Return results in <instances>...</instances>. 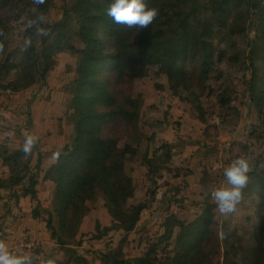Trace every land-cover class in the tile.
Masks as SVG:
<instances>
[{
  "label": "trees",
  "instance_id": "16d2710c",
  "mask_svg": "<svg viewBox=\"0 0 264 264\" xmlns=\"http://www.w3.org/2000/svg\"><path fill=\"white\" fill-rule=\"evenodd\" d=\"M25 1L0 0V88L17 94L30 86L44 85L58 64L59 53L71 50L78 57L68 104L73 118L72 140L59 150L57 160L44 172L43 180L51 181L54 190L51 207L42 209L45 213L42 221L56 244L67 248V261L83 264L85 258L74 249L82 244L89 228L90 204L101 199L113 221L108 227L96 224L97 238L111 232L120 235V247L106 261L126 264L123 246L136 229L143 211L149 207L146 201L129 202L135 194L129 164L145 139L141 128L143 103L129 95L119 98L114 90L122 79L131 77V63L135 62L131 51L140 47L142 38H152L155 45L150 58L163 64L169 86L185 89L195 109H200L202 94L209 89L207 81L215 77L216 64L226 58L219 44H229L231 38L244 36L247 25L252 23L256 38L248 54L251 71L248 92L264 126V0H144L148 7L158 9L157 17L146 29L114 23L107 15L112 0H63L62 21L54 24L37 46L29 44L20 50L17 63L13 61L15 54L7 48L3 14ZM31 1L35 8L29 10L27 34L45 31L42 15L53 3V0ZM71 35L80 38L85 47L76 49L71 44ZM12 74L15 78L8 80ZM225 91L222 87L218 98L221 106L229 107L231 97L225 98L221 93ZM181 97L190 102L187 97ZM7 153L3 150L0 156L13 161L14 165L21 163L22 156L17 152ZM167 156L170 158L169 154ZM148 166L149 174L160 171L150 159ZM27 167L21 170L22 174L0 180V188H4L9 198L29 196L32 202L39 203L38 177L31 170L28 177ZM242 199L245 203L249 199L256 206L259 219L264 217V170L255 168L248 173ZM216 209L215 203L210 201L189 221L174 212L169 213L164 227L166 235L174 234L171 264L220 262L219 237L212 231ZM33 213L39 216L38 209ZM228 233L231 241L224 251L223 264H262L264 227L258 226L252 237L246 236L245 246L254 248V260L234 259L243 250L238 244L242 237ZM3 235L0 228V240ZM31 237L42 245L40 240ZM158 249L157 244H149L142 259L134 264H152ZM27 259L28 264H48L49 260L64 264L54 256Z\"/></svg>",
  "mask_w": 264,
  "mask_h": 264
},
{
  "label": "rangeland",
  "instance_id": "374dc122",
  "mask_svg": "<svg viewBox=\"0 0 264 264\" xmlns=\"http://www.w3.org/2000/svg\"><path fill=\"white\" fill-rule=\"evenodd\" d=\"M63 7V0H53L50 8L42 15L41 20L46 24L45 31H35L31 34H27V29L30 28L27 20L29 10L35 8L32 1L26 0L19 6L4 12L7 48L9 52L15 54L14 62L18 63L20 59V50L25 49L29 44L37 46L49 29L62 21ZM38 17L40 18V13ZM54 38L55 34L52 36V39ZM255 38L256 34L250 23L249 26L247 25L244 36L231 38L229 44H219L220 48L225 50L226 58L216 64L215 77L207 81L209 89L202 94L200 109H195L185 89H174L169 86L163 64L150 58L155 45L152 38H142L140 47L131 51L135 59V62L131 63V77L122 79L115 85L114 90L119 98L129 95L143 103L141 128L145 139L140 145L138 154L129 164L135 190L134 197L129 202L146 201L149 208L144 211L136 229L129 234L123 246L126 264L139 262L151 243L159 246L152 264H171L175 241L174 234H165V219L170 212H174L181 219L192 220L196 213L204 209L209 194L212 201V190L226 184L224 169L232 161L243 156L248 161L249 172L255 168L264 170V126L248 92V79L251 76V71L248 69V54ZM71 44L76 49L85 47V43L74 35H71ZM62 53L61 57H59L61 53L57 55V61L61 59L60 63L69 60L65 58L66 54H71L78 60L74 51L64 50ZM73 62L75 59L69 62L71 65L67 72L70 73L72 81L76 77ZM13 78L15 74L9 76L8 80ZM197 83L195 87L199 91L200 86ZM222 87L226 89L225 92H221L225 98L231 97L229 107L221 106L219 101L218 96ZM2 91L3 89L0 88V93ZM40 92H42L41 84H36L12 96L2 94L7 115L3 119L0 118V152L7 150L8 155L13 154L18 150L16 146L24 144L25 137L29 134L26 129L32 122L31 106L34 97ZM180 95L187 97L190 102ZM212 115H218L221 118L220 126L211 124ZM14 117L18 119V122H12L14 125L11 123L4 125ZM69 123H73V118H70ZM14 127L18 132H14L16 131ZM7 131H12L10 133L17 136L6 138L4 134ZM113 134L120 136L118 132ZM229 142L231 145L228 144ZM147 144L148 159L146 156L143 157L146 154ZM198 153L203 155L196 156ZM20 159H22L19 163L21 165L16 166L13 161L4 160L3 156H0V180H9L12 176L22 174L21 170L26 165V158L23 156ZM149 159L160 171L148 173ZM220 159L223 163L222 172L214 168ZM34 164L35 162L32 161L31 166L27 167V175L30 170L32 174H36ZM199 166L205 168L204 175H197L201 174L198 170ZM21 198H9L4 188H0V228L4 234L3 240L7 234L12 236L17 232L21 234L23 231H30L28 227H31L32 231L39 229V237H42L44 233L40 223L42 222L45 226L42 221L45 213L42 209L51 207L53 192L51 197L48 194V199L42 200V203L31 202V200L30 202L22 201ZM35 208L38 209L39 216L34 215ZM90 210L89 228L82 238V244L74 250L77 255L85 258L86 262L83 264H109L106 261L107 257L112 256L113 251L120 247L121 236L111 232L97 238L96 224L108 227L113 219L101 199L91 203ZM262 213L264 214V210ZM216 214L217 218L212 231L219 237L221 256L218 264H223L224 251L228 248V242L231 241V235L228 233L230 231L233 236L242 237V241L238 244L243 247V250L238 252V257L234 259L240 261V258L244 257L254 260V248L247 249L245 241L246 236L252 237L258 226L264 227V217L259 219L256 216V206L249 199L246 203L241 199L234 212L224 215L216 209ZM12 227L15 229L10 233L5 231V228L8 230ZM225 227L226 231H224ZM40 242H43L42 245L39 243V246L31 247V250L23 247L24 254L28 252L27 258L43 260L54 256L59 257L64 264H74L67 261L66 247H54L52 241L48 239ZM49 245L51 246L48 247ZM233 254L229 255L231 259ZM260 256L264 264V242Z\"/></svg>",
  "mask_w": 264,
  "mask_h": 264
},
{
  "label": "crops",
  "instance_id": "0c3cea01",
  "mask_svg": "<svg viewBox=\"0 0 264 264\" xmlns=\"http://www.w3.org/2000/svg\"><path fill=\"white\" fill-rule=\"evenodd\" d=\"M61 56H63V53H61L59 57ZM65 58L69 60L63 61V63L59 62L61 59L58 60V64L56 65L55 69L51 71L45 84L44 85L41 84L42 86V92H40L41 94L39 93L36 97H34V101L31 106L32 122H31V126L28 129H26V132L35 135L37 137V143L35 144L36 147H33L31 153L27 155L23 151L22 144H21L22 146L15 147L18 148L17 154L21 155L22 158L23 156L26 158V165L31 166L32 161L35 162L33 167H35L34 172L38 177L37 189H38L39 202L48 199V194L51 197V194L54 190V184L51 181L43 180L45 170H47L57 160L58 157L57 154L59 153V150L65 145L71 143L72 140L73 123H69L71 116L69 114L68 104L72 96L74 81H72V79L70 78V73L68 74L67 72H68V68L71 65L69 63L71 60L74 61L75 59V62H73L72 65L74 64V67H76L77 58L72 57L71 54H66ZM10 101L12 103V100ZM12 122L14 123L18 122V119L14 117L10 122L8 123L6 122L7 124L5 123L4 125H9L10 123L11 125H14L12 124ZM13 129L16 130L14 132H18L17 128L14 127ZM10 132L12 131H7L6 134H4L6 138L17 136L16 134ZM12 141H14L13 138ZM228 144L231 145V142H229ZM148 147L149 146L147 144L145 148L146 149L145 153L147 151L149 152ZM146 155L147 153L144 154L143 157H145ZM202 155L203 153H198L196 156H202ZM36 165H38V167H36ZM218 166L219 164L216 163L214 165V168L216 170H220L219 172H222L223 168L217 169ZM190 170L192 169L190 168ZM198 170L201 172V174H197V175L205 174L206 171L205 168H201V166H199ZM209 195L206 198L205 206L207 205L208 202H210ZM21 197L22 196H19L17 198L19 199ZM21 200L22 201L28 200L30 202L31 199L29 196H27V197H22ZM197 214L198 213H196V215ZM35 220L39 221L38 219ZM40 223L42 224L44 230L42 237H39V231H40L39 229L32 231V228L28 227V229H30L29 231L30 234L34 238L40 241L42 240L45 241V239H48V241L51 240L54 247L58 246V244H56V242L52 240V238L50 237L49 231L45 227L46 225L44 226L42 222ZM14 229L15 227L9 228L8 230H6L5 228V231H9L10 233V231ZM17 233L12 236H9L7 234L5 240L3 241L6 243L11 253L17 256H22L27 258L28 252L24 254L23 247L21 246V241H20L21 234H17ZM49 244L51 243L49 242ZM50 246L51 245H49L48 247ZM48 247L46 248L45 251H47Z\"/></svg>",
  "mask_w": 264,
  "mask_h": 264
},
{
  "label": "clouds",
  "instance_id": "9594fccd",
  "mask_svg": "<svg viewBox=\"0 0 264 264\" xmlns=\"http://www.w3.org/2000/svg\"><path fill=\"white\" fill-rule=\"evenodd\" d=\"M107 15L116 24L146 29L157 17L158 9L148 7L144 0H112ZM36 143L37 137L27 134L23 144L24 153L30 154ZM248 172L249 164L243 156L232 161L224 169L226 184L220 185L211 192V200L221 214L228 215L235 211L236 205L242 199V189L247 184ZM0 264H28V259L11 253L6 243L0 240ZM48 264H55V261L49 260Z\"/></svg>",
  "mask_w": 264,
  "mask_h": 264
},
{
  "label": "built area",
  "instance_id": "2783aa9c",
  "mask_svg": "<svg viewBox=\"0 0 264 264\" xmlns=\"http://www.w3.org/2000/svg\"><path fill=\"white\" fill-rule=\"evenodd\" d=\"M12 96L13 93L11 92L10 89L4 90L2 93H0V118H5L7 115V110H6V105H5V99L3 98L4 95ZM211 124L213 126H220L221 125V118L218 115H212L211 117ZM219 166L217 169H222L223 164L221 161L217 162ZM20 241H21V246L22 247H35L38 246L39 243L31 237V234L28 231H23L20 235Z\"/></svg>",
  "mask_w": 264,
  "mask_h": 264
}]
</instances>
